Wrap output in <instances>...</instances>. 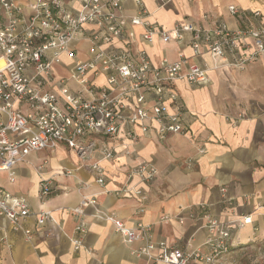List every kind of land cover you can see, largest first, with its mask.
<instances>
[{
  "label": "built area",
  "instance_id": "1",
  "mask_svg": "<svg viewBox=\"0 0 264 264\" xmlns=\"http://www.w3.org/2000/svg\"><path fill=\"white\" fill-rule=\"evenodd\" d=\"M126 1L0 0V171L7 172L9 181L14 180L16 164L26 161L28 154L52 151L59 144L86 160L98 138L100 159H111L115 147L109 140L130 155L138 139L152 132L159 140L186 134L176 81L203 84L211 68L242 69L264 53V20L259 10L252 11V23L241 27H230L222 20L212 26L180 20L167 30L148 18L141 0H133L136 12L125 15ZM170 1L157 0L159 6ZM227 9L231 14L238 12L234 4ZM186 34L191 56L179 53L176 60L163 57L154 64L137 47L138 42L151 44L155 39L181 43ZM204 54L212 58V67L189 62L190 57ZM45 164L46 160L36 165L41 196L54 189L51 178L43 175ZM90 169L96 174L95 181L104 185L99 160L90 163ZM157 172L153 164L142 162L127 172V178L135 176L147 183ZM128 190L127 184L121 188ZM135 192L140 194L139 189ZM95 202L94 196H83L71 208L79 217L70 238L75 250L87 232L83 207ZM198 205L209 234L207 252L199 247L163 246L155 253L149 225H128L112 213L99 214L113 224L123 242H139L132 253L146 256L153 264L214 263L229 250L233 222L250 224L252 218L245 214L219 220L207 213L204 202ZM30 216L39 225L54 221L49 211H32L24 196L0 186V218L28 239L31 231L23 223Z\"/></svg>",
  "mask_w": 264,
  "mask_h": 264
},
{
  "label": "crops",
  "instance_id": "2",
  "mask_svg": "<svg viewBox=\"0 0 264 264\" xmlns=\"http://www.w3.org/2000/svg\"><path fill=\"white\" fill-rule=\"evenodd\" d=\"M141 1L148 18L167 30L180 20L208 26L222 20L230 27H241L254 21V10L264 20V0H171L163 6L157 0ZM230 4L237 7L236 14L228 11ZM137 8L133 0L123 3L125 15ZM137 47L154 64L163 57L176 60L179 53L191 56L189 34L181 43L155 39L151 44L138 42ZM189 62L213 65L208 54L190 57ZM208 77L203 84L182 79L175 83L188 129L184 135L170 134L159 140L152 132L138 139L130 155L109 140L115 147L111 159H100L98 138L86 160L59 144L52 151L28 154L26 161L14 167L12 182L6 171H0L1 187L24 196L32 211H49L54 218L39 225L33 216L28 217L23 226L31 231L29 239L0 218V264H153L146 256L132 253L140 243L123 242L113 224L100 216L104 212L128 225H149L155 253L163 246L199 247L207 252L209 234L200 202L219 220L250 214L252 222L240 226L233 222L229 250L214 263L188 264H264V53L242 69L211 68ZM44 160L43 175L51 178L54 188L47 196L40 194L36 171ZM97 160L104 168V185L95 181L90 169V163ZM142 162L157 168L156 177L147 183L135 176L127 178V172ZM66 170L71 173L65 174ZM125 184L129 190L122 192ZM83 196H94L96 202L83 207L87 232L75 250L70 238L79 217L71 208ZM164 215L166 219L161 218Z\"/></svg>",
  "mask_w": 264,
  "mask_h": 264
}]
</instances>
